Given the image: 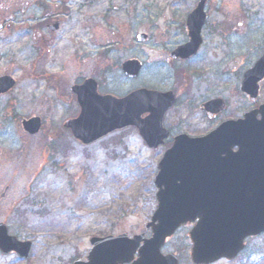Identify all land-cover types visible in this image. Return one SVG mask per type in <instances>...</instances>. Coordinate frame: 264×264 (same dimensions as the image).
Instances as JSON below:
<instances>
[{"label":"rangeland","instance_id":"obj_1","mask_svg":"<svg viewBox=\"0 0 264 264\" xmlns=\"http://www.w3.org/2000/svg\"><path fill=\"white\" fill-rule=\"evenodd\" d=\"M198 1L0 0V77L14 80L0 94V222L32 244L27 259L0 253V264H71L86 256L91 237L150 233L167 144L148 148L134 127L87 145L75 140L64 127L80 111L72 86L92 78L101 95L172 91L175 104L163 119L169 140L204 135L264 102V79L256 101L240 90L243 72L264 51V0H205L197 54L172 59L188 41L185 21ZM133 59L142 68L128 79L121 64ZM216 98L226 108L208 117L200 105ZM32 117L40 119L35 134L21 124ZM190 227L161 249L180 264H191ZM214 264H264V233L236 259Z\"/></svg>","mask_w":264,"mask_h":264},{"label":"water","instance_id":"obj_2","mask_svg":"<svg viewBox=\"0 0 264 264\" xmlns=\"http://www.w3.org/2000/svg\"><path fill=\"white\" fill-rule=\"evenodd\" d=\"M204 5L205 0H199L187 15L189 39L170 53L171 58L187 59L198 51ZM136 38L143 40L144 35ZM121 68L125 76L134 78L141 64L127 60ZM263 78L264 51L242 75L240 89L251 101L256 100ZM13 85L11 77H0V94ZM71 91L80 111L64 125L84 145L126 127L136 128L147 147L153 149L169 135L162 122L175 101L170 91L140 88L117 98L98 94L92 78L74 85ZM201 108L211 117L224 110L225 102L210 99ZM22 127L35 134L40 119L23 120ZM154 185L157 204L145 225L150 229L149 237H129L126 233L91 237L85 260L76 259L72 264H179L177 255H164L161 247L181 225L191 222H195L189 232L193 264L233 260L244 249L247 237L264 232V103L242 118L223 121L203 136L176 135L157 164ZM29 250V241L9 235L0 223L2 254L15 251L26 258Z\"/></svg>","mask_w":264,"mask_h":264},{"label":"flooded vegetation","instance_id":"obj_3","mask_svg":"<svg viewBox=\"0 0 264 264\" xmlns=\"http://www.w3.org/2000/svg\"><path fill=\"white\" fill-rule=\"evenodd\" d=\"M170 142H172V140L170 139Z\"/></svg>","mask_w":264,"mask_h":264}]
</instances>
